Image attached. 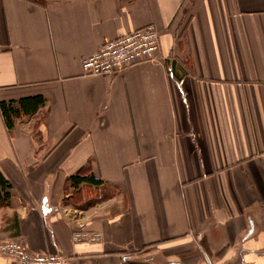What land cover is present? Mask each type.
Returning a JSON list of instances; mask_svg holds the SVG:
<instances>
[{
	"label": "crops",
	"instance_id": "obj_1",
	"mask_svg": "<svg viewBox=\"0 0 264 264\" xmlns=\"http://www.w3.org/2000/svg\"><path fill=\"white\" fill-rule=\"evenodd\" d=\"M149 24L156 60L83 73ZM33 95L12 128L0 107V243L68 264H264V0H0V102ZM85 172L103 183L74 187Z\"/></svg>",
	"mask_w": 264,
	"mask_h": 264
},
{
	"label": "built area",
	"instance_id": "obj_2",
	"mask_svg": "<svg viewBox=\"0 0 264 264\" xmlns=\"http://www.w3.org/2000/svg\"><path fill=\"white\" fill-rule=\"evenodd\" d=\"M161 45L159 29L149 24L132 32L105 41L97 51L82 58L85 75H103L122 71L138 62L156 60ZM101 231L77 227L72 233L74 242H97ZM0 253L12 257L17 264H68L61 253H32L18 240L0 243Z\"/></svg>",
	"mask_w": 264,
	"mask_h": 264
},
{
	"label": "trees",
	"instance_id": "obj_3",
	"mask_svg": "<svg viewBox=\"0 0 264 264\" xmlns=\"http://www.w3.org/2000/svg\"><path fill=\"white\" fill-rule=\"evenodd\" d=\"M45 99L41 95H33L22 97L18 100H2L0 107L5 118V122L9 128H12L15 123V118L21 115L32 114L43 105ZM72 185L74 187L80 186L83 182L99 186L103 183L102 179L95 177L93 173H76L71 176ZM0 184L3 187V192H0V205L8 204L10 202V184L0 172Z\"/></svg>",
	"mask_w": 264,
	"mask_h": 264
}]
</instances>
